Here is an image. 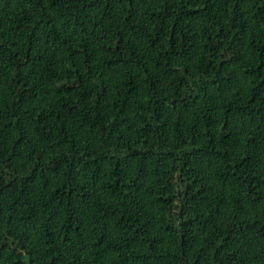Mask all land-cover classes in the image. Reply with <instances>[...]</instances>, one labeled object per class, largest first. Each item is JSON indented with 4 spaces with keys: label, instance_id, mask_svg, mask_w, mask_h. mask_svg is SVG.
<instances>
[{
    "label": "trees",
    "instance_id": "obj_1",
    "mask_svg": "<svg viewBox=\"0 0 264 264\" xmlns=\"http://www.w3.org/2000/svg\"><path fill=\"white\" fill-rule=\"evenodd\" d=\"M0 264H264V0H0Z\"/></svg>",
    "mask_w": 264,
    "mask_h": 264
}]
</instances>
